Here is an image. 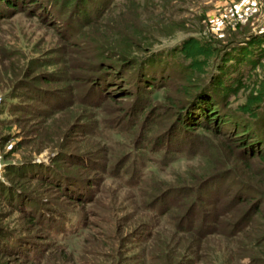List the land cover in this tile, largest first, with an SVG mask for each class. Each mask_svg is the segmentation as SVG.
Listing matches in <instances>:
<instances>
[{"label":"rangeland","instance_id":"374dc122","mask_svg":"<svg viewBox=\"0 0 264 264\" xmlns=\"http://www.w3.org/2000/svg\"><path fill=\"white\" fill-rule=\"evenodd\" d=\"M85 3L99 15L80 45L64 20L71 3L60 16L56 7L5 12L0 4V264H166L163 248L177 258L187 244L181 228L202 235L214 194H235L236 176L212 185L232 159L226 137L197 125L177 142L182 79L145 91L129 82V69L95 85L105 61L93 40L129 22L148 46L139 54L167 53L177 63L184 59L172 49L190 36L221 47L256 35L264 47V0ZM130 15L138 20L124 19ZM99 61L102 68L90 70ZM234 73L241 79L225 92L228 107L264 85V50L252 70ZM217 238L207 236L197 255L182 248V264L200 252L197 264H246L245 253L230 251L237 242Z\"/></svg>","mask_w":264,"mask_h":264},{"label":"trees","instance_id":"16d2710c","mask_svg":"<svg viewBox=\"0 0 264 264\" xmlns=\"http://www.w3.org/2000/svg\"><path fill=\"white\" fill-rule=\"evenodd\" d=\"M69 3L72 4V12L64 18L69 29L68 36L72 37L76 34L80 37L77 40V44L80 45L84 39L83 31L94 25L95 18L99 15V11L96 10L95 17L88 13L91 10H88L85 0H0L5 12L22 9L24 6L32 7L34 4L47 11L56 7L58 16L64 12L63 8ZM127 17L134 19L133 21L138 20L137 15L126 16L124 19ZM118 24L119 26L107 27L110 31L108 40L98 36L93 40L96 44L94 47L97 49L102 47L99 55L105 61L104 74H93L91 78L94 84L100 81H116L121 76L120 72L129 69L131 70L129 82L133 80L136 89L141 87L145 91L154 89L157 83L165 82L171 76L180 77L184 82L183 96L177 99L175 106L172 105L173 108H178L177 142H183L184 135L181 133H190L194 126L198 125L214 135L221 134L226 137L228 147L232 149L230 163L222 171L212 174L214 180L212 185L219 188L224 180L229 179L233 182L236 176L235 194L227 201L222 200L218 192L214 194V199L210 202L212 203L210 222L203 223L202 226L200 223L198 225L201 230L197 233L201 232L202 235L199 234L195 240L193 235L196 232L192 228H181L180 232L187 235L183 238L187 244L178 247L177 258L174 251L171 253L170 249L163 248L162 254L167 255L166 264H182L181 249L185 247L197 255L201 249L204 250L202 247L207 236L228 238L232 242H237V246L230 251L235 253L237 249L239 256L242 255L240 252L245 253L246 264H264V209L258 208L264 200V85L261 83L236 107H228L225 99V92L236 88L241 79L240 73H234L237 68L242 66L249 71L259 63L260 55L264 50L260 44L261 40L256 35H249L241 40H231L221 47H216L190 36L172 49L175 54L186 60L177 63L171 58L167 59V53L162 55V52L153 51L152 55H147L149 52L139 54L148 49H146L148 46H144L145 37L141 36V31L131 27L129 22ZM110 37L118 38L127 46L118 47L112 44ZM84 41L88 42L87 39ZM145 55L150 56L149 59ZM100 61L91 64L90 70L102 68ZM49 79L45 78V80ZM113 83L116 82L110 84ZM128 91L125 94H128ZM142 107L145 108L144 105ZM209 190L206 187L202 192ZM198 255L191 259L189 264H197L202 256L201 252ZM206 256L212 260L211 256ZM228 263L232 264L228 257L222 259V262H216V264ZM184 264H188L187 259Z\"/></svg>","mask_w":264,"mask_h":264}]
</instances>
